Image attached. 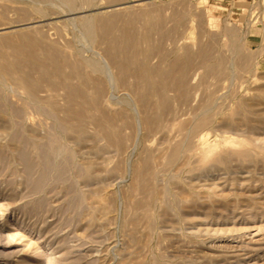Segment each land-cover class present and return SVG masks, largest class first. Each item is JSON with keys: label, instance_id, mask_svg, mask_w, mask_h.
Masks as SVG:
<instances>
[{"label": "rangeland", "instance_id": "obj_1", "mask_svg": "<svg viewBox=\"0 0 264 264\" xmlns=\"http://www.w3.org/2000/svg\"><path fill=\"white\" fill-rule=\"evenodd\" d=\"M59 1L0 0V41L59 32L88 51L93 46L72 31L68 17L54 15ZM129 2L118 9L181 10L177 56L208 46L209 63L223 62L225 75H209L197 60L188 78L190 104L175 106V116L155 133L126 130L124 152L92 125L82 137L67 130L40 101L46 93L34 98L0 77V264H264V102L256 103L264 95V0ZM99 5L87 16L112 10L107 0ZM115 96L108 110L133 117L118 104H125L124 92ZM210 100V119L169 167L171 151L198 124L195 109ZM142 161L150 170L151 203L134 210Z\"/></svg>", "mask_w": 264, "mask_h": 264}, {"label": "bare ground", "instance_id": "obj_2", "mask_svg": "<svg viewBox=\"0 0 264 264\" xmlns=\"http://www.w3.org/2000/svg\"><path fill=\"white\" fill-rule=\"evenodd\" d=\"M99 2L100 0H60V6H56L54 13L59 17H68V23L73 29L71 30L77 32L82 40L88 41L92 48L88 51L76 48L71 43L72 41L75 43L74 39H69L71 42H68L69 40L66 41L59 32L53 37L36 32L38 36L23 32L19 35H6L0 41V77L15 81L34 98L46 93L47 97L42 99L40 96V101L51 109V113L57 116L67 130L82 137L86 133L87 124L92 125L97 136L105 140L109 146L124 152L126 130L130 132L135 130L139 135L155 133L162 120L175 116V106L189 103L192 90L189 88L188 78L197 60L209 67V75L217 77L225 75V65L221 61L217 64L209 63L212 49L208 46L196 54L185 48L183 56H177V47L181 40L178 28L186 19L180 14L181 10L178 12L173 9L174 7L167 8L157 4L148 6L144 4V8L141 4L142 8L133 6L129 7L130 9H118L120 6L129 5V0H107L106 7L112 9L109 14L87 16V12L104 8ZM86 53H90L91 56L87 57ZM155 59L158 60L157 64H153ZM87 68L90 72H87ZM146 78H149V82ZM117 91L124 92L126 97L122 96L125 104H118L130 107L134 112L133 117L132 114L128 116L121 110L114 111L115 113L108 110L107 103L117 99L115 96ZM60 97L64 104L57 102V98ZM260 101L264 102V95L259 97L256 103ZM211 104L212 100L203 102L195 109L198 127L188 130L182 142L171 151L168 156L169 167L177 162L186 145L189 147L199 126L210 119ZM253 106L255 105H251L252 108ZM202 137L203 140L206 138L204 135ZM200 142L202 141L198 143ZM140 166L135 171L136 184L132 189L140 196V199L131 202L134 210L143 209L151 203L149 201L153 190L149 187L151 175L146 162ZM129 230L131 232L132 229Z\"/></svg>", "mask_w": 264, "mask_h": 264}]
</instances>
